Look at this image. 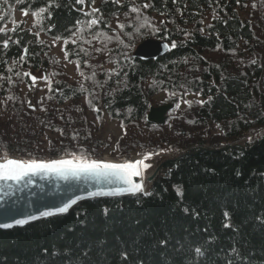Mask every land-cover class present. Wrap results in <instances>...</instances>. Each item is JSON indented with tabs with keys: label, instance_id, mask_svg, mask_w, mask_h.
I'll list each match as a JSON object with an SVG mask.
<instances>
[{
	"label": "trees",
	"instance_id": "1",
	"mask_svg": "<svg viewBox=\"0 0 264 264\" xmlns=\"http://www.w3.org/2000/svg\"><path fill=\"white\" fill-rule=\"evenodd\" d=\"M0 29L1 159L178 152L146 193L0 228V264H264V0H0Z\"/></svg>",
	"mask_w": 264,
	"mask_h": 264
},
{
	"label": "water",
	"instance_id": "2",
	"mask_svg": "<svg viewBox=\"0 0 264 264\" xmlns=\"http://www.w3.org/2000/svg\"><path fill=\"white\" fill-rule=\"evenodd\" d=\"M170 49L168 41L156 37H149L141 41L134 50V55L151 59L165 55ZM176 107L175 102L163 103L151 106L147 115L149 123L163 125L169 117V111ZM227 148V147H226ZM226 148L211 149L219 151ZM15 157L13 160L22 161H42L51 162L56 159H28L21 156L10 155L7 158ZM4 157V159H7ZM58 160V159H57ZM70 160V159H65ZM74 163H87L91 161H77ZM93 161H102L112 164H128L130 162L122 161H104L96 159ZM161 169L159 165L155 171L147 176V180L152 182ZM140 175H135V171ZM140 168L127 170L123 175L117 170H106L105 172H86L81 171L76 174L69 173L62 175L60 172L51 170H40L29 172L20 180H0V225H9V227H0L9 229L15 226H23L33 221L49 218L69 212L79 203L101 197H119L134 195L137 193H146L147 190L130 191L133 185L141 184ZM68 205L66 212L57 210ZM51 213L44 216L42 213ZM26 221L18 224L17 221Z\"/></svg>",
	"mask_w": 264,
	"mask_h": 264
},
{
	"label": "snow or ice",
	"instance_id": "3",
	"mask_svg": "<svg viewBox=\"0 0 264 264\" xmlns=\"http://www.w3.org/2000/svg\"><path fill=\"white\" fill-rule=\"evenodd\" d=\"M83 2V0H81ZM26 14V13H25ZM2 31V29H0ZM35 79V78H33ZM143 163V161H136L128 164H112L105 163L102 161H91L87 163H74L72 160H55L51 162H42V161H22V160H13L6 159L4 162L0 163V180H20L24 175L29 172H36L40 170H51L60 172L62 175L76 174L81 171H90V172H98L102 173L106 170H117L122 175L129 169L139 168V166ZM149 165H144V167H148ZM135 175H140V172L137 170L134 172ZM142 185L136 184L133 185L129 190L130 191H139L141 190ZM68 205L63 208L58 209V212H66ZM44 216L51 215V213L45 212L42 213ZM227 216L228 214L225 213ZM26 221L19 220L18 224H23ZM0 227H9V225H0ZM199 252V249H197Z\"/></svg>",
	"mask_w": 264,
	"mask_h": 264
},
{
	"label": "rangeland",
	"instance_id": "4",
	"mask_svg": "<svg viewBox=\"0 0 264 264\" xmlns=\"http://www.w3.org/2000/svg\"><path fill=\"white\" fill-rule=\"evenodd\" d=\"M26 19L28 23H31L32 21V18L30 15H26V14H23L21 12L17 13V19ZM55 53L58 57H60L62 60H64V54H63V51H62V42L61 41H57L56 42V48H55ZM66 65V68H67V71L68 73H71L73 74V65L66 62V61H63ZM166 96V93H161L159 95H157L155 97V102H159L161 101L162 99H164ZM190 97H193L192 95H190ZM160 104H163V103H154V106L156 105H160ZM153 106V105H152ZM184 106V103H181L179 109L181 110ZM103 132H104V135H107V134H114V135H120L122 133V130H121V127L111 121V120H107L104 128H102ZM261 131V130H259ZM174 154H178V152H161V153H158V154H155L153 155V157L157 160V159H161L160 161H153V157L152 158H149L147 156H145L144 154H133L132 157L130 158V160L132 159V161L130 163H134L136 161H143V163L139 166L140 170H141V173H142V177H143V181L144 183L146 184L147 186V190L149 188V184H150V181L147 180V176L152 173L153 171H155V169L161 165V162L162 160H165L167 158H170L172 156H174ZM59 158H63L64 160L65 159H70V160H74V158L70 157V156H61ZM1 159V157H0ZM58 159V158H56ZM104 161H116L117 159H114L113 157H111L108 153L105 154V156H103L102 158ZM93 161V160H92ZM117 161H121V160H117ZM123 162V161H122ZM144 165H149L148 167H144Z\"/></svg>",
	"mask_w": 264,
	"mask_h": 264
},
{
	"label": "bare ground",
	"instance_id": "5",
	"mask_svg": "<svg viewBox=\"0 0 264 264\" xmlns=\"http://www.w3.org/2000/svg\"><path fill=\"white\" fill-rule=\"evenodd\" d=\"M7 159H15V157H9V158H7ZM6 159H0V163H2V162H4ZM57 160V159H56ZM58 160H64L63 158H58ZM107 161H109V160H107ZM133 163V162H132ZM134 164V163H133ZM142 174V173H141ZM140 185H142V190H147V186H146V184L144 183V181H143V177L141 176V184Z\"/></svg>",
	"mask_w": 264,
	"mask_h": 264
},
{
	"label": "built area",
	"instance_id": "6",
	"mask_svg": "<svg viewBox=\"0 0 264 264\" xmlns=\"http://www.w3.org/2000/svg\"><path fill=\"white\" fill-rule=\"evenodd\" d=\"M130 161H132V159Z\"/></svg>",
	"mask_w": 264,
	"mask_h": 264
}]
</instances>
